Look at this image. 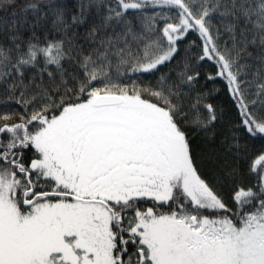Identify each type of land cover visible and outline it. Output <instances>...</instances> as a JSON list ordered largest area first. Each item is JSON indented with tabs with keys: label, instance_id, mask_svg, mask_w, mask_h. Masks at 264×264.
Returning a JSON list of instances; mask_svg holds the SVG:
<instances>
[{
	"label": "snow or ice",
	"instance_id": "snow-or-ice-1",
	"mask_svg": "<svg viewBox=\"0 0 264 264\" xmlns=\"http://www.w3.org/2000/svg\"><path fill=\"white\" fill-rule=\"evenodd\" d=\"M0 264H264V0H0Z\"/></svg>",
	"mask_w": 264,
	"mask_h": 264
}]
</instances>
